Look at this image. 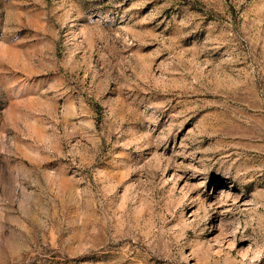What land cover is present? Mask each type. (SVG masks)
<instances>
[{
  "label": "rangeland",
  "instance_id": "374dc122",
  "mask_svg": "<svg viewBox=\"0 0 264 264\" xmlns=\"http://www.w3.org/2000/svg\"><path fill=\"white\" fill-rule=\"evenodd\" d=\"M0 264H264V0H0Z\"/></svg>",
  "mask_w": 264,
  "mask_h": 264
}]
</instances>
